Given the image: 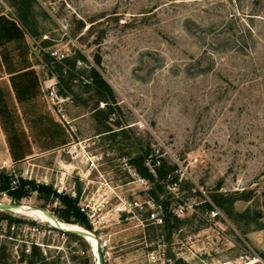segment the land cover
<instances>
[{
	"label": "rangeland",
	"instance_id": "374dc122",
	"mask_svg": "<svg viewBox=\"0 0 264 264\" xmlns=\"http://www.w3.org/2000/svg\"><path fill=\"white\" fill-rule=\"evenodd\" d=\"M249 11L264 16V0H35L20 8L0 0V13L23 30L0 43V171L12 173L11 186L19 177L50 183L78 205L100 206L95 223L81 225L108 240L106 264H264V72L252 81L239 74L244 62L209 46L216 35L201 27L225 18L240 25ZM255 23L264 37V19ZM205 46L214 62L205 54L190 69ZM54 48L67 55L57 59ZM90 65L115 92L109 130L94 118ZM19 69L30 70L29 88L15 83L27 80L12 77ZM146 147L174 166L176 187L141 179L129 157ZM212 196L216 216L204 204ZM147 199L163 212L162 204H184L185 213L152 222ZM0 201L55 218L63 206L36 190L20 199L0 192ZM0 216V264H98L77 232L10 209Z\"/></svg>",
	"mask_w": 264,
	"mask_h": 264
},
{
	"label": "trees",
	"instance_id": "16d2710c",
	"mask_svg": "<svg viewBox=\"0 0 264 264\" xmlns=\"http://www.w3.org/2000/svg\"><path fill=\"white\" fill-rule=\"evenodd\" d=\"M12 4L22 7L24 4L27 6L31 5L32 1L35 0H11ZM261 0H254V3H259ZM243 15L247 17L244 23L240 25L235 24L234 18L223 19L220 22H215L213 20L202 25V30L212 31L216 35V40H209L207 43L214 49L221 48V52L229 51L232 55H236L238 59L244 62L243 66H239V74H244L248 77V80L252 81L259 78L260 73L264 72V37H261V30L258 28V24L255 23L257 18L264 19L260 13L257 12H246ZM21 17L25 19V15L20 13ZM258 15V16H257ZM229 16H234L232 13ZM259 20V19H258ZM194 22L192 19L187 20ZM195 23V22H194ZM264 26V25H263ZM20 31L23 34L21 25L13 18L9 17L4 13H0V43L2 42V37L4 34H13L14 32ZM205 46L203 52H200L199 57H196L193 61L189 63V68L192 69L194 66H201V59L205 58V54H209L210 61L214 62V51L206 49ZM207 56V55H206ZM79 59H72V64L74 65ZM94 60L97 64L101 62V55L99 53L94 54ZM206 66L198 68V71L208 70L211 63ZM195 64V65H194ZM62 67H59V75H61ZM30 70H20L12 73L13 75H25L26 82L18 80L22 86L30 87L33 84L32 78L30 76ZM86 80L89 86L93 89L96 101L94 105V118L97 120L99 127L103 130H109V118L111 113L114 112V108L117 106V100L115 97V92L113 86L110 82L100 73V71L93 65H90L89 72L86 76ZM104 101V107H98V102ZM5 99L3 93L0 91V102L3 103V107L6 108L4 103ZM118 123V121L116 122ZM57 134H61L58 124ZM65 141L64 136H60L56 144ZM129 162L134 167L135 171L142 177L148 180H154L159 189H162L165 185L174 179L178 178V174L174 172V166L169 164L166 159L158 153H154L150 147H146L139 153H136L129 157ZM2 179L0 180V192H6L13 199H20L22 196L30 194L31 190H36L38 196L44 198V200H49L51 197H58L62 202L63 206L57 211L58 218L56 220L68 223H80L83 226L90 228L91 222L87 215L82 212L77 204V198L71 195L62 193L59 194L52 186V184L36 183L32 179H27L19 177L18 183L15 186H11L10 181L12 173L6 172L5 170L0 171ZM200 192L199 190H197ZM214 202L218 201L217 196H212ZM207 207H211V203L207 200L204 201ZM164 205V210L162 214L163 222L169 221L171 217L174 220H179L180 217L174 214L169 208L167 203ZM163 207V206H162ZM36 210V209H35ZM2 216H0L1 219ZM60 218V219H59ZM17 219V218H11ZM62 219V220H61ZM69 234H77L76 232L65 231ZM36 247V246H35ZM31 262L29 261L28 264ZM174 264H187L183 262L180 258Z\"/></svg>",
	"mask_w": 264,
	"mask_h": 264
},
{
	"label": "built area",
	"instance_id": "2783aa9c",
	"mask_svg": "<svg viewBox=\"0 0 264 264\" xmlns=\"http://www.w3.org/2000/svg\"><path fill=\"white\" fill-rule=\"evenodd\" d=\"M51 55H53L54 57H56L57 59H62L63 57H65V55H67L66 52H63V51H58L57 48H54L50 51ZM80 60H78L79 62ZM177 170V168L175 169ZM144 182H146V179L144 177L141 178ZM179 177L177 179H174L172 181H169L167 183V186L169 187V189L171 188H174L176 187V185H178L179 183ZM15 180H13L14 182ZM146 203H148V205H150L149 207L150 208H147L149 209V217L151 218V221L152 222H156V223H162L163 222V218H162V213H163V208L160 204H153L149 199L145 200ZM211 203V207H207V212L210 213L212 216H216L220 213V210L219 208L216 206V204L214 203V201L212 200H207ZM130 204H133L135 205V207H138V208H144L145 206V202H139L137 200H130L129 201ZM155 207L157 209H155ZM160 207V208H158ZM79 208L82 212H84L88 219L90 220V222L92 224L95 223L96 221V214L101 210V207L100 206H94L92 204H90V202L86 201V202H82L79 204ZM173 213H176L177 215H182L185 213V209H186V206L184 204H181L179 203L177 206L175 207H171L169 208ZM30 232H34L38 229V225L37 224H31L27 227ZM99 243H100V246L101 248L103 249V251L105 250V248L108 246V240L106 238H99L98 239ZM37 243V242H36ZM164 253V252H163ZM169 258H165L166 260L164 261L166 264H172L171 262H169Z\"/></svg>",
	"mask_w": 264,
	"mask_h": 264
},
{
	"label": "bare ground",
	"instance_id": "6f19581e",
	"mask_svg": "<svg viewBox=\"0 0 264 264\" xmlns=\"http://www.w3.org/2000/svg\"><path fill=\"white\" fill-rule=\"evenodd\" d=\"M32 207L31 206H25L23 204H18V206L12 207L11 210L15 211V212H20L22 214L25 213L26 215L28 214L29 216L31 215V216L38 217V218L42 219L43 221L46 220V221L50 222L52 225L56 224L57 226H61L63 228H71L73 230L83 231L85 233L84 237L90 243V246L92 247V251H93L94 255L96 256L97 262H98V256H97L98 253H97V249H96L97 244H98V241H97L98 239H96L94 237L95 235L93 233H91L90 231H88L86 228H84L82 225H80L78 223H68V222H62V221L56 220L55 216L50 215L46 211L42 210L47 215L40 212V211L35 210ZM98 264H99V262H98Z\"/></svg>",
	"mask_w": 264,
	"mask_h": 264
},
{
	"label": "water",
	"instance_id": "95a60500",
	"mask_svg": "<svg viewBox=\"0 0 264 264\" xmlns=\"http://www.w3.org/2000/svg\"><path fill=\"white\" fill-rule=\"evenodd\" d=\"M16 206H18V203H15V202H10V201H2V202H0V209H10L11 210L12 207H16ZM54 226L58 227V228H61L63 230L77 232L78 234H81L82 236L85 235V233L83 231H80V230H73L71 228H63L61 226H57L56 224H54ZM96 249H97V253H98L97 256H98L99 264H106L105 255H104L103 249L100 246L99 241H98Z\"/></svg>",
	"mask_w": 264,
	"mask_h": 264
},
{
	"label": "crops",
	"instance_id": "0c3cea01",
	"mask_svg": "<svg viewBox=\"0 0 264 264\" xmlns=\"http://www.w3.org/2000/svg\"><path fill=\"white\" fill-rule=\"evenodd\" d=\"M1 77V76H0Z\"/></svg>",
	"mask_w": 264,
	"mask_h": 264
}]
</instances>
